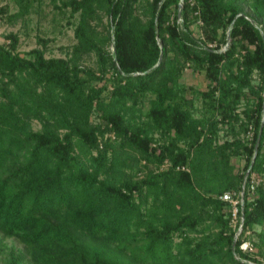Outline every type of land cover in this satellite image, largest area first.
<instances>
[{"label": "trees", "instance_id": "16d2710c", "mask_svg": "<svg viewBox=\"0 0 264 264\" xmlns=\"http://www.w3.org/2000/svg\"><path fill=\"white\" fill-rule=\"evenodd\" d=\"M179 2L61 0L79 13L68 57L39 47L21 53L18 33L6 34L0 233L24 248L10 247L0 264H259L239 247L219 194L244 181L242 230L264 224V176L248 192L251 172L264 170V0H252L251 12L239 0H183L178 13ZM101 11L105 35L90 22ZM90 52L94 68L80 62ZM186 63L207 80L189 96L178 81ZM234 122L251 124V139L219 142ZM239 153L241 172L231 162ZM125 166L143 174L117 178ZM257 235L264 243V227Z\"/></svg>", "mask_w": 264, "mask_h": 264}, {"label": "rangeland", "instance_id": "374dc122", "mask_svg": "<svg viewBox=\"0 0 264 264\" xmlns=\"http://www.w3.org/2000/svg\"><path fill=\"white\" fill-rule=\"evenodd\" d=\"M183 1V0H182ZM191 3H194V0H189ZM250 2L252 0H239V4L243 6V8L249 12H251ZM26 4V10H24ZM23 5V11L17 14L15 17L10 16L13 12L20 11L21 6ZM197 12V11H196ZM79 21V13L75 12L74 15H70V6L61 7V0H0V43L7 41L6 34L13 31L17 32L20 37V45L18 50L21 53L26 52L30 48L39 47L44 48V54L46 56H62L68 57L71 53V47L76 42V37L74 35V28ZM90 22L97 29L98 35L107 34L108 27V15L105 11L100 12V17H93L90 19ZM198 23H201L200 19ZM197 24V22H196ZM196 24H192V26H196ZM45 43V44H43ZM211 45L212 43H208ZM113 47L112 41H106L105 49L108 51ZM222 48H225L223 45ZM80 62L82 65L96 67V56L94 52L84 54ZM259 74H254V82L258 81ZM178 81L185 85L187 88L186 95L189 96L192 93L190 92V86L204 89L206 88V78L204 74L200 70H193L188 63L183 66L181 74L178 78ZM264 94V92H263ZM150 92H147L145 97L140 101V115H142V119L145 118L143 112L149 106V97ZM241 110L243 105L239 107ZM202 105H201V97L197 95V97L193 98V113L195 115L202 114ZM130 112V111H129ZM130 115V113H129ZM131 116V115H130ZM93 122H97L100 120V116L97 115L96 112L92 114L91 117ZM33 128H39L40 123L37 119L32 121ZM244 125L240 124V122H234L233 125L228 127L224 125L222 129L219 131V142H222L225 139H232L234 137H240L244 139H251L253 135V127L251 124H248L247 129H243ZM106 135H111L114 137L113 132H107ZM155 136L158 133L154 134ZM144 161V160H143ZM231 162L234 165L235 170L242 171L244 170L245 164V155L242 153L234 154L231 156ZM169 164L168 160H165L162 164L159 165L158 168H166ZM186 166V165H185ZM187 167V166H186ZM176 168H178L176 166ZM181 168V167H180ZM157 167H154L156 170ZM185 169H188L185 168ZM146 171V170H145ZM249 172V168L246 169V175ZM143 173L141 171L133 172V170L129 166H125L123 170H119L115 172L117 178H139ZM264 176L263 172L253 171L250 174V178L248 180V192L251 194H255V189L259 182H261ZM244 188L245 182L243 181L241 187L234 188L230 187L219 194V198L221 194L226 191H229L232 194V203L235 200H238L236 203L237 206L243 202L244 197ZM223 200V199H222ZM227 201V200H225ZM230 203V225L235 228V237L241 235L240 242L244 240H249L253 244V248L251 250H243L249 253L250 256L255 258L259 264H264V243L260 242L258 238L257 232H259L264 224L255 223L253 228H249L247 230H242V220L239 216V207L237 211V218H239L238 224L234 225V222L231 221L232 215V203ZM241 223V226L239 224ZM197 236H201L197 234ZM179 237L176 236L175 240H178ZM256 243L258 245H256ZM2 244V245H1ZM5 244V246L3 245ZM15 248L16 250L23 249L24 246L20 243L15 237L12 236H4L0 233V262H4L6 257H8V249ZM237 257V256H236ZM252 263V261H249ZM26 264H33L31 261H27Z\"/></svg>", "mask_w": 264, "mask_h": 264}, {"label": "built area", "instance_id": "2783aa9c", "mask_svg": "<svg viewBox=\"0 0 264 264\" xmlns=\"http://www.w3.org/2000/svg\"><path fill=\"white\" fill-rule=\"evenodd\" d=\"M177 167H181V168H187L185 165H181V166H177ZM220 197L223 200H227L230 201L232 203V194L229 191L224 192L223 194L220 195ZM238 200H235V202L232 203V215H231V221L234 222V225L238 224L239 218H237L236 214L238 211V206L237 203ZM239 226H241V223L239 224ZM239 247L243 250H251L253 248V244L251 241L249 240H242L239 243Z\"/></svg>", "mask_w": 264, "mask_h": 264}, {"label": "water", "instance_id": "95a60500", "mask_svg": "<svg viewBox=\"0 0 264 264\" xmlns=\"http://www.w3.org/2000/svg\"><path fill=\"white\" fill-rule=\"evenodd\" d=\"M182 3H183V1L180 0V2H179V7H178V13L180 12V7H181ZM161 53H162V52H161ZM160 59H161V54H160L158 60H160ZM260 132H261V128H260V131H259V135H260ZM259 135H258V139H257V140H259ZM255 147H257V143L255 144ZM254 157H255V156H253V158H252V162H251V164L253 163Z\"/></svg>", "mask_w": 264, "mask_h": 264}]
</instances>
